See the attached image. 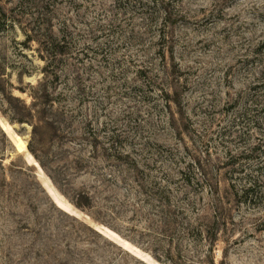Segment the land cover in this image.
<instances>
[{"label":"rangeland","instance_id":"rangeland-1","mask_svg":"<svg viewBox=\"0 0 264 264\" xmlns=\"http://www.w3.org/2000/svg\"><path fill=\"white\" fill-rule=\"evenodd\" d=\"M216 197L215 262L264 264V0H0V264H210L149 224Z\"/></svg>","mask_w":264,"mask_h":264},{"label":"trees","instance_id":"trees-1","mask_svg":"<svg viewBox=\"0 0 264 264\" xmlns=\"http://www.w3.org/2000/svg\"><path fill=\"white\" fill-rule=\"evenodd\" d=\"M56 41V39L47 41L50 45V47L48 48V43L46 44V52L48 54L50 53V55H53L57 53L59 43H56ZM53 60L54 59L49 60V58H46V63L48 65L43 70L44 79L40 86L37 88L36 94L33 97L34 102H32L31 105L23 103L22 112H15V121H17L18 123H24L35 119L37 114L39 115L44 112L43 110L45 104L48 101H52L50 100L51 94L48 91L47 80L51 75L55 76V78H59V74L57 72H55L54 70L50 72V67H53L56 64V62ZM33 130L35 134L36 126L33 127ZM258 180L260 179H255L250 182L248 186H243L241 190L242 195H244L246 198L249 197L250 191L254 190L255 184ZM248 181H250V179ZM215 200L216 204H212L211 209H204L203 214H201L202 212H200V210L198 211V208L192 203H187L185 206H174L163 201L166 204L162 206V210H160L159 208L157 214L154 215V217H159V220L154 221L153 218L150 220L149 228L153 229L156 234L153 235V238L159 236L167 239L170 243H173L175 240H177V242H180L181 244L186 238H191V242L193 244H197L199 248H201L200 246L205 243L206 246L203 249V253L205 254L203 255V257L210 258V264H217L214 259V248L218 241L220 231H222L228 225V218L224 217V213L226 212L224 198L216 197ZM75 205L80 206L77 202L75 203ZM193 212H198L197 216L181 225L179 222L180 216H189V214H192ZM151 252L160 262L167 261L172 264H179L177 259H179L181 262L182 250L180 245L177 246V256L173 254L171 247L164 250L162 254H159L156 248L152 249ZM212 254L213 258H211Z\"/></svg>","mask_w":264,"mask_h":264},{"label":"bare ground","instance_id":"bare-ground-1","mask_svg":"<svg viewBox=\"0 0 264 264\" xmlns=\"http://www.w3.org/2000/svg\"><path fill=\"white\" fill-rule=\"evenodd\" d=\"M9 136H10V135H9ZM10 137H12V138H13V141H14V143L16 144L15 137H13V136H10Z\"/></svg>","mask_w":264,"mask_h":264}]
</instances>
